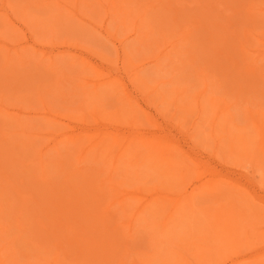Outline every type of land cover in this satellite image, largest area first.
<instances>
[{
  "label": "rangeland",
  "instance_id": "374dc122",
  "mask_svg": "<svg viewBox=\"0 0 264 264\" xmlns=\"http://www.w3.org/2000/svg\"><path fill=\"white\" fill-rule=\"evenodd\" d=\"M0 78V264H264V0H0Z\"/></svg>",
  "mask_w": 264,
  "mask_h": 264
},
{
  "label": "bare ground",
  "instance_id": "6f19581e",
  "mask_svg": "<svg viewBox=\"0 0 264 264\" xmlns=\"http://www.w3.org/2000/svg\"><path fill=\"white\" fill-rule=\"evenodd\" d=\"M27 1H28V0H27ZM32 1H33V0H32ZM42 2H43V1H42ZM216 2H217V1H216ZM30 3H31V1H30ZM40 3H41V2H40ZM125 4H126V3L124 2V6H125ZM37 5H39V4H37ZM124 6H123L122 9H124ZM126 6H128V5H126ZM126 6H125V7H126ZM149 6H150V5H149ZM35 7H36V6H35ZM169 8H170V7H169ZM90 9H91V8H90ZM119 9H120V8H119ZM123 15H124V14H123ZM125 15H126V14H125ZM115 20H116V19H115ZM208 20H209V19H208ZM30 21H31V20H30ZM63 21H64V20H63ZM159 21H160V20H159ZM159 21H158V22H159ZM154 22H155V21H154ZM39 24H40V23H39ZM154 27H155V26H153V28H154ZM159 29H161V28H159ZM163 29H164V28H163ZM49 30H50V29H49ZM164 30H165V29H164ZM51 31H52V30H51ZM68 31H69V30H68ZM70 31H71V30H70ZM84 31H85V30H84ZM159 31H160V30H159ZM166 31H167V30H166ZM169 31H170V30H169ZM163 32H164V31H163ZM167 32H168V31H167ZM165 34H166V33H165ZM167 34H168V33H167ZM167 34H166V35H167ZM169 35H170V34H169ZM198 35H199V34H198ZM196 36H197V35H196ZM160 37H161V36H160ZM168 37H169V36H168ZM164 38H165V37H164ZM165 39H166V38H165ZM163 40H164V39H163ZM163 40H162V41H163ZM213 41H215V40H213ZM207 43H208V42H207ZM209 43H210V42H209ZM214 44H215V43H214ZM230 44H231V43H230ZM218 47H219V45H218ZM15 51H16V50H15ZM228 54H229V53H228ZM18 56H19V55H18ZM9 60H11V59H9ZM19 61H20V60H19ZM19 61H17V62H19ZM17 62H15V63L18 64ZM19 63H20V65H18V66H19V68H21V66H23V63H22L21 61H20ZM16 64H15V65H16ZM23 67H24V66H23ZM13 70H14V69H13ZM41 70H42V69H41ZM15 71H17V70H15ZM15 71H14V74H15ZM4 72H5V71H4ZM18 72H19V71H18ZM18 72H17V73H18ZM35 72H36V71H35ZM39 75H40V74H39ZM7 76H8V75H7ZM12 76H13V75H12ZM36 76H37V75H36ZM8 77H9V76H8ZM15 77H16V76H15ZM34 77H35V76H34ZM38 77H39V76H38ZM4 78L7 79V77H4ZM67 79H68V78H67ZM109 79L114 80V82H115V81L120 82V80H121V79H119V78H116L115 76H113V78L110 77ZM1 80H2V78H0V83H1ZM7 80H8V79H7ZM4 81H5V79H4ZM4 81H2V82H4ZM33 81H34V80H33ZM36 81H37V79H36ZM64 81H65V80H64ZM13 82H14V81H13ZM18 82H19V81H18ZM18 82H17V84H19ZM65 82H66V81H65ZM112 82H113V81H112ZM95 83H96V82H95ZM1 84H3V83H1ZM33 84H34V83H32V85H33ZM37 84H38V83H37ZM5 85H6V84H5ZM10 85H11V84H10ZM19 85L21 86V83H20ZM22 85H23V84H22ZM6 86H7V85H6ZM15 86H16V84H15ZM0 87H2V86H0ZM10 87H11V86H10ZM2 88H3V87H2ZM17 88H18V87H17ZM0 89H1V88H0ZM33 89H34V88H33ZM15 90H16V88H15ZM71 91H72V90H71ZM22 93H23V92H22ZM73 93H74V92H73ZM83 95H84V93H83ZM80 96H81V95H80ZM63 97H64V96H63ZM5 99H6V98H5ZM63 99H64V98H63ZM70 99H71V98H70ZM86 99H87V98H86ZM86 101H87V100H86ZM91 102H92V100H91ZM94 102H95V101H93V103H94ZM84 103H85V102H84ZM86 103H87V102H86ZM3 104H4V103H3ZM75 104H76V103H75ZM90 104H91V103H90ZM91 105H92V104H91ZM99 106H100V105H99ZM100 108H101V107H100ZM103 108H104V107H103ZM96 109H97V108H96ZM102 111H103V110H102ZM116 111H118V110H116ZM104 112H105V110H104ZM119 113H120V112H119ZM94 115H95V114H94ZM122 115H123V114H122ZM131 115H132V114H131ZM113 117H114V116H113ZM119 117H120V116H119ZM132 119H133V118H132ZM132 119H131V122H132ZM146 119H147L148 121H150L151 118L146 117ZM140 120H141V119H140ZM147 120H146V121H147ZM212 121H213V120H212ZM136 122H138V121H136ZM19 123H20V122H19ZM132 123H135V122L133 121ZM138 123H139V122H138ZM212 123H213V122H212ZM20 124H21V123H20ZM16 133H17V132H16ZM135 135H136V138H133V141H135L136 139L139 138L138 140H140V141L143 140V141L141 142L142 144H143L144 142H145V143H149V142H150V137H147V135H145V134H139V135H138V134L136 133ZM113 136H114V135H113ZM110 137H111V136H110ZM134 137H135V136H134ZM130 138H131V137H130ZM114 139H115V138H114ZM100 140H101V138H100ZM111 140H112V139H111ZM128 140H130V139H128ZM138 140H137V141H138ZM153 140H156V141H157V142H156L157 145H159V146H160V145H163V146L165 145V146L167 147L166 150H165L166 153H165V152H162V151H164L165 148H163V150L161 151L162 155L165 156V155L167 154V152H168V148H169L170 146H172V145H170V143H169L170 141H169V140H164L163 138H156V137H154ZM116 141H117V140H116ZM116 141H115V142H116ZM131 141H132V140H130L129 143H131ZM137 141H136V142H137ZM106 143H107V142H106ZM137 144H138V142H137ZM105 145H106V144H105ZM108 145H109V144H108ZM112 145H113V143H112ZM114 145H115V144H114ZM128 145H129V144H128ZM143 145H144V144H143ZM154 145H155V144H154ZM145 146H146V145H145ZM112 147H113V146H111V145H110V146H102L103 149H106V150H107L106 153L103 152L104 154L107 155L106 158H107V157L110 158V156L113 154V152H112V151H113V150H112ZM230 147H231V146H230ZM138 148H139V146H138ZM153 148H154V147H153ZM155 148H158V146L156 147V145H155ZM6 149H7V148H5V147H3V146H0V154H1V153L3 154V156H1V157H2V161L4 160L3 162L6 163V164H4V163L2 162V163H3L2 165H6L5 168H6L7 166L10 165V164H8V161H6V160H8L7 158H11V157H9V156L7 157V155H8L10 152H11V154H12L13 152L16 151L15 149H14L15 151L11 150V148H10V149H8V150H9V151H8L9 153H8V152H6ZM111 150H112V151H111ZM151 150H152V148H151ZM12 151H13V152H12ZM102 151H103V150H101V152H102ZM5 152H6L7 155L5 154ZM15 153H16V152H15ZM111 153H112V154H111ZM18 154H19V153L14 154V155L16 156L15 159H16V160H18L17 158L22 159V157H20ZM115 154H116V153H115ZM152 154H153V152H152ZM17 155H18L19 157H17ZM97 155H98V154H97ZM102 155H103V154H102ZM10 156H11V155H10ZM112 156H113V155H112ZM154 156H155V155H154ZM12 157H13V154H12ZM142 157H143V156H142ZM25 158H26V157H25ZM39 158H40V155H39ZM100 158H102V159L104 158V159H105V156L103 155V157H100ZM113 158H114V157H113ZM147 158H148V159H151V157L149 158V155H148ZM160 158H161V157H160ZM37 159H38V158H37ZM116 159H117V158H116ZM116 159H114V160H116ZM140 159H141V157H140ZM161 159H162V158H161ZM166 159H167V158H166ZM173 159H175V158H174V157H172V158L170 157V160H173ZM10 160H11V162L13 161V159H10ZM10 160H9V161H10ZM110 160H111V159H110ZM117 160H118V159H117ZM159 160H160V159H159ZM179 160L182 162V159L179 158ZM14 161H15V160H14ZM23 161H26V159L23 160ZM39 161H40V165H42V164H41V159H39ZM39 161H38V162H39ZM106 161H107V160H106ZM112 161H113V160H112ZM143 161H144V160H143ZM152 161L155 162V163L153 162L154 165L157 163V161H155L154 159H153ZM54 162H55V161H54ZM144 162H145V161H144ZM144 162H143V163H144ZM9 163H10V162H9ZM150 163H151V162H150ZM19 164H21V163H19ZM19 164H18V165H19ZM109 164H111V162H110ZM147 164H149V163H147ZM161 164H162V162H161ZM168 164H169V163H167V165H168ZM61 165H62V164H61ZM142 165H143V164H142ZM151 165H152V164H151ZM159 165H160V163H159V164L157 163L155 166H157L156 168L160 171V170H161V167H160ZM11 166H12V165H10V167H11ZM19 166H21V165H19ZM22 166H24L23 163H22ZM62 166H63V165H62ZM114 166H115V164H114ZM114 166H113V167H114ZM136 166H138V165H136ZM161 166H162V168L165 167L164 165H161ZM163 166H164V167H163ZM169 166H170V165H169ZM180 166H181V165H180ZM182 166H183V168H186V167H187L186 164H185L184 162L182 163ZM182 166H181V168H182ZM0 167H1V165H0ZM10 167H9V168L7 167V169L12 170ZM16 167H18V166H16ZM16 167H15V168H16ZM15 168H13V171H16ZM3 169H4V168H3ZM17 169H18V168H17ZM19 169H20V168H19ZM51 169H52V168H51ZM186 169H187V168H186ZM9 170H8V171H9ZM152 170H153V169H152ZM163 170H164V169H162V171H163ZM171 170H172V169L169 168V171H168V172L171 173ZM13 171H11V172H13ZM23 171H24V170H23ZM153 171H154V170H153ZM159 171H158V172H159ZM2 172H3V171H2ZM18 172H19V171H16V173H18ZM68 172H70V171H68ZM156 172H157V170H156ZM156 172H155V173H156ZM158 172H157V173H158ZM172 172H173V171H172ZM174 172H175V171H174ZM4 173H5V174L7 173V172H5V169H4ZM13 173H14V172H13ZM19 173H20V172H19ZM127 173H129V172L127 171ZM1 174H2V173H1ZM28 174H30V173H28ZM37 174H38V173H37ZM130 174H131V173H130ZM175 174H176V172H175ZM7 175H9V177H10V174H7ZM12 175H13V174H12ZM16 175H17V174H16ZM20 175H21V174H20ZM84 175H85V174H84ZM128 175H129V174H128ZM166 175H167V173H166ZM1 176H2V175H1ZM5 176H6V175H5ZM22 176H23V175H22ZM88 176H89V175H88ZM160 176H161V175H160ZM9 177H5V178H4V176H3V177H2V178L4 179L3 181H6V182L9 183V182H10ZM18 177H19V176H18ZM96 177H97V176H96ZM154 177H156V176H154ZM171 177H172V175H171ZM21 178H22V177H20V179H19V181H18V182H19L18 184H20V185H21V184L24 182V180H25V179L23 180V179H21ZM87 178H88V177H87ZM89 178H91V177L89 176ZM82 179H84V178L82 177ZM11 180H12V179H11ZM86 180H87V179H86ZM89 180H91V179H89ZM92 180H93V179H92ZM12 181H13V180H12ZM12 181H11V183H13ZM15 181H16V180H15ZM94 181H95V179L93 180V182H94ZM6 182H5V183H6ZM93 182H92V184H94ZM15 183H17V182H15ZM15 183H14V184H15ZM164 183H165V182H164ZM1 184H2V183H1ZM14 184H13V185H14ZM73 184H74V183H73ZM92 184H91V186H92ZM99 184H100V183H99ZM165 184H166V183H165ZM20 185H19V186H20ZM84 185H85V184H84ZM87 185H88V187H89V186H90V183L88 182ZM94 185H95V184H94ZM14 186H15V185H14ZM82 186H83V185H82ZM101 186H102V185H101ZM5 187H6V186H5ZM7 187H8V186H7ZM85 187H86V186H85ZM8 188H9V187H8ZM19 188H20V187H19ZM42 188H43V187H42ZM83 188H84V186H83ZM90 188H91V187H90ZM92 188H93V186H92ZM0 189H2V191H3V190H4V187H3V188H0ZM9 189H10V188H9ZM86 189H87V187H86ZM86 189H84L85 193H86ZM98 189H100V188L97 186V189L94 188V190L92 189V191H95V190L98 191ZM15 190H16V189H15ZM59 190H60V189H59ZM87 190H88V189H87ZM48 191H49V190H48ZM82 191H83V190H82ZM82 191H81V192H82ZM88 191H89V190H88ZM4 192H5V191H4ZM4 192H3V193H4ZM6 192H7V191H6ZM39 192H40V191H39ZM12 193H13V192H12ZM27 193H28V192H27ZM99 193H100V192H99ZM4 194H5V193H4ZM4 194H3V195H4ZM86 194H87V193H86ZM0 195L2 196V193H0ZM97 195H98V192H97ZM95 196H96V194H95ZM98 197H100V196L98 195ZM0 198H1V197H0ZM83 198H85V197H83ZM173 198H174V197H173ZM1 199H2V198H1ZM32 199H33V198H32ZM50 199H51V198H50ZM80 199L82 200V198H80ZM89 199H90V197H88L87 200H89ZM21 200L23 201L24 199H22V197H21V199L19 198V201H21ZM38 200H39V199H38ZM82 201H84V200H82ZM96 201H97V200H96ZM51 202H52V201H51ZM99 202H100V201H99ZM101 202H102V201H101ZM179 202H180V201H179ZM3 203H4V202H3ZM20 203H21V202H20ZM22 203L25 204V200H24ZM22 203H21V204H22ZM31 203H32V202H31ZM36 203H38V202H36ZM58 203H60V202H58ZM85 203H86V200H85ZM87 203L89 204V201H88ZM177 203H178V202H177ZM23 204H22V205H23ZM39 204H40V203H39ZM69 204H70V203H69ZM76 204H77V203H76ZM26 205H27V204H26ZM42 205H44V204H42ZM84 205H85V204H84ZM86 205H87V204H86ZM44 206H45V205H44ZM77 206H78V205H77ZM174 206H176V205H174ZM10 207H11V206H10ZM58 207H59V206H58ZM6 208H7V207H6ZM60 208H61V207H60ZM4 209H5V208H4ZM50 209H51V208H50ZM140 209H141V208H140ZM18 210H19V208H18ZM59 210H61V209H59ZM6 211H7V210H6ZM47 212H48V210H47ZM50 212H52V211H50ZM64 212H67V210L64 211ZM64 212L60 211V212H58V214H59V215H60V213L66 214V213H64ZM69 212H70V211H69ZM82 212H83V211H82ZM138 212H139V210H136V211H135V213H138ZM1 213H2V212H1ZM67 213H68V212H67ZM70 213H71V212H70ZM87 213H88V212H87ZM233 213H234V212H233ZM11 214H12V212H11ZM48 214H49V212H48ZM58 214H56V215H57V216H55L56 218H58V216H59ZM92 214H93V213H92ZM18 215H20V214H18ZM34 215H35V214H34ZM45 215H46V214H45ZM53 215H55V213H54ZM68 215H69V214H68ZM71 215H72V214H71ZM134 215H136V214H134ZM134 215H133V216H134ZM28 216H29V215H28ZM50 216H51V215H50ZM61 216H62V214H61ZM61 216H59L58 219H61V218H62ZM85 216H86V215H85ZM91 216H92V215H91ZM21 217H22V215H21ZM33 217H34V216H33ZM38 217H39V216H38ZM48 217H49V216H48ZM95 217H96V216H95ZM28 218H29V217H28ZM49 218H50V217H49ZM64 218H65V220H66L68 217H63V219H61V220H64ZM51 219H52V218H50V220H51ZM69 219H70V218H69ZM71 219H73V218H71ZM239 219H240V218H239ZM11 220H12V219H11ZM36 220H37V221H40L39 219H36ZM67 220H68V219H67ZM73 220H75V219H73ZM98 220H99V219H98ZM102 220H103V219H102ZM53 221H54V220H53ZM75 221H76V220H75ZM89 221H90V220H89ZM224 221L226 222V226L223 227V225H222L224 232H225V233H227V232H228V233H229V232H230V233H234V232H232V231H234V229H236V224H237V223H236V221H237V220H236V217H234V218L232 219V218H230V216H229V218L225 219ZM224 221H223V222H224ZM43 223H44V222H43ZM63 224H65V223H62V225H60V227H59L57 224H55V225H53V226L55 227V229H61V231H62L63 229H65L64 227H66V225H67L68 227H69V225H71V224H67V223H66V225L63 226ZM127 224H128V226H130V222L127 223ZM56 225H57L58 227H57ZM160 225H161L162 227H164V225H166V224H165L164 221H163L162 224H160ZM237 225H238V224H237ZM76 226H77V225H76ZM79 226H80V224H79ZM92 226H93V224H92ZM161 226H159V227H161ZM245 226H246V225H245ZM247 226H248V225H247ZM56 227H57V228H56ZM81 227H82V226H81ZM237 227H238V226H237ZM49 228H51V226H50ZM197 228H198V227H197ZM197 228H196V229H197ZM46 229H48V228H46ZM74 229H75V228H74ZM102 229H103V228H102ZM53 230H54V229H53ZM53 230H52V231H53ZM69 230H71V229H69ZM84 230H85V229H84ZM221 230H222V229H221ZM223 230H222V232H223ZM55 231H56V230H54V231L52 232V234H53ZM58 231L60 232V230H58ZM64 231H65V230H63V232H64ZM66 231H67V230H66ZM56 232H57V231H56ZM74 232H75V231H74ZM97 232H98V231H97ZM60 233H61V232H60ZM64 233H65V232H64ZM235 233H237V232H235ZM58 234H59V233H58ZM209 234H210V233H209ZM100 235H101V234H100ZM158 235H159V234H158ZM207 235H208V234H207ZM229 235H230V234H229ZM238 235H240V234H238ZM65 236H66V235L64 234V237H65ZM235 236H236V235H235ZM240 236H241V235H240ZM207 237H208V236H207ZM33 239H34V237H33ZM69 240H70V239H69ZM74 240H75V239H74ZM85 240H86V239H85ZM85 240H84V241H85ZM89 240H90V239H89ZM74 242H75V241H74ZM78 242H79V240H78ZM88 243H89V242H88ZM94 243H95V242H94ZM73 244H74V243H73ZM96 244H97V243H96ZM94 245H95V244H94ZM99 245H100V244H99ZM167 245H168V244H167ZM86 246H87V245H86ZM90 246H91V245H90ZM171 246H172V245H171ZM54 247H55V246H54ZM54 247H53V248H54ZM88 247H89V246H88ZM91 247H92V246H91ZM51 248H52V247H51ZM58 249H59V248H58ZM78 249H79V248H78ZM116 251H117V250H116ZM101 252H102V251H101ZM16 253H17V252H16ZM58 255H59V254H58ZM93 255H94V254H93ZM106 255H107V254H106ZM212 255H213V254H212ZM34 256H35V255H34ZM77 256H78V255H77ZM214 256H215V255H214ZM104 257H105V256H104ZM39 258H40V256H39ZM57 258H58V257H57ZM159 259H160V258H159ZM39 260H41V259H39ZM138 260H139V259H138ZM180 260H181V259H180ZM41 261H42V260H41ZM76 261H77V260H76ZM104 262H105V261H104ZM107 262H108V261H107ZM122 262H123V261H122ZM122 262H120V263L123 264ZM173 262H174V261H173ZM58 263H59V262H58ZM100 263H101V261H100ZM100 263H99V264H100ZM105 263H106V262H105ZM105 263H104V264H105ZM108 264H109V263H108ZM172 264H173V263H172Z\"/></svg>",
  "mask_w": 264,
  "mask_h": 264
}]
</instances>
